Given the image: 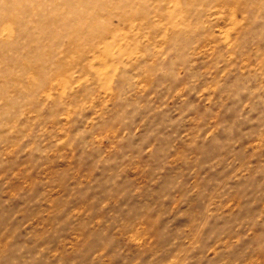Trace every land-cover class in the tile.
Here are the masks:
<instances>
[{"label":"rangeland","instance_id":"374dc122","mask_svg":"<svg viewBox=\"0 0 264 264\" xmlns=\"http://www.w3.org/2000/svg\"><path fill=\"white\" fill-rule=\"evenodd\" d=\"M0 264H264V0H0Z\"/></svg>","mask_w":264,"mask_h":264}]
</instances>
